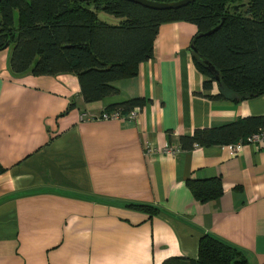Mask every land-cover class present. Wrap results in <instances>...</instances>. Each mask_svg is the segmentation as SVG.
<instances>
[{"label": "crops", "instance_id": "obj_1", "mask_svg": "<svg viewBox=\"0 0 264 264\" xmlns=\"http://www.w3.org/2000/svg\"><path fill=\"white\" fill-rule=\"evenodd\" d=\"M197 32L190 22L163 23L139 74L95 103L84 101L76 75H15L12 50L0 51V264H163L197 259L206 234L264 264V148L164 153L196 129L264 116V95L210 97L218 85L206 89L194 63ZM138 97L150 101L135 119H90ZM214 178L224 191L208 202L187 184Z\"/></svg>", "mask_w": 264, "mask_h": 264}, {"label": "trees", "instance_id": "obj_2", "mask_svg": "<svg viewBox=\"0 0 264 264\" xmlns=\"http://www.w3.org/2000/svg\"><path fill=\"white\" fill-rule=\"evenodd\" d=\"M173 2L177 0H153ZM101 12L119 19L116 24ZM195 24L197 50L218 69L221 82L192 51L196 67L209 77L206 89L218 85L214 99L235 102L264 95V0H195L177 9H152L129 0H1L0 51L12 47L9 66L13 74H74L86 103L119 93L116 81L135 77L143 62L153 57V45L163 23ZM216 26L211 34H205ZM150 100L128 99L107 107V112L128 114ZM73 101L61 115L70 112ZM264 130V116H247L214 128L196 129L181 136L185 150L195 146L231 144ZM6 169L0 166V174ZM187 184L201 202L223 194L220 179ZM152 214L159 209L128 204ZM163 264H249L240 248L206 234L200 239L197 259L170 257Z\"/></svg>", "mask_w": 264, "mask_h": 264}, {"label": "built area", "instance_id": "obj_3", "mask_svg": "<svg viewBox=\"0 0 264 264\" xmlns=\"http://www.w3.org/2000/svg\"><path fill=\"white\" fill-rule=\"evenodd\" d=\"M142 108L140 107H136L134 108L133 111H131L128 116H123L121 115V113L119 111H114V112H107L106 110L104 112H102V114H100L97 117H90V119H135L139 116L140 111ZM250 145V146H255V145H259L262 146L264 148V130H259L249 136H247L245 139H241L237 142V147L240 145ZM182 148L180 144H174L172 146H167L166 148H164V153H166L167 155H178L181 152ZM153 149L150 148V152H152Z\"/></svg>", "mask_w": 264, "mask_h": 264}, {"label": "water", "instance_id": "obj_4", "mask_svg": "<svg viewBox=\"0 0 264 264\" xmlns=\"http://www.w3.org/2000/svg\"><path fill=\"white\" fill-rule=\"evenodd\" d=\"M78 1H91V0H78ZM129 1L141 4V5H143L145 7H148V8L165 10V9H177V8L182 7V6H186L189 3L194 2L195 0H177V1H173V2H159V1H153V0H129ZM0 2H1V0H0ZM218 28H219V26H216L215 28H213L212 30L206 32L205 34H211L214 31H216ZM190 49L192 51H194L203 60V62L205 63L207 69L214 75V77L216 78L218 83H220L221 82L220 72L211 63V61H209L207 58H205L197 50V48L194 45V42H191Z\"/></svg>", "mask_w": 264, "mask_h": 264}, {"label": "rangeland", "instance_id": "obj_5", "mask_svg": "<svg viewBox=\"0 0 264 264\" xmlns=\"http://www.w3.org/2000/svg\"><path fill=\"white\" fill-rule=\"evenodd\" d=\"M101 18L109 21V23H113V24H116L119 22V19L113 15H109V14H106L104 12H101ZM12 49V47L10 48Z\"/></svg>", "mask_w": 264, "mask_h": 264}]
</instances>
